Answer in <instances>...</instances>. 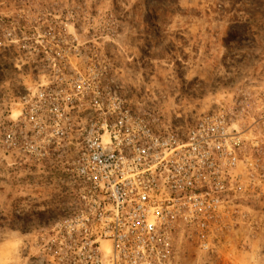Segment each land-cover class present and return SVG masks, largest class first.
<instances>
[{
	"label": "rangeland",
	"instance_id": "rangeland-1",
	"mask_svg": "<svg viewBox=\"0 0 264 264\" xmlns=\"http://www.w3.org/2000/svg\"><path fill=\"white\" fill-rule=\"evenodd\" d=\"M111 80L178 125L222 113L244 141L226 217L176 227L171 263L264 264V0H0V264H58L68 95ZM67 103L70 124L49 119Z\"/></svg>",
	"mask_w": 264,
	"mask_h": 264
},
{
	"label": "built area",
	"instance_id": "built-area-1",
	"mask_svg": "<svg viewBox=\"0 0 264 264\" xmlns=\"http://www.w3.org/2000/svg\"><path fill=\"white\" fill-rule=\"evenodd\" d=\"M68 96L83 110L74 151L61 156L70 202L50 239L58 264H172L176 227L223 222L231 169L244 162L224 114L178 125L114 80ZM69 104L49 119L70 121Z\"/></svg>",
	"mask_w": 264,
	"mask_h": 264
}]
</instances>
